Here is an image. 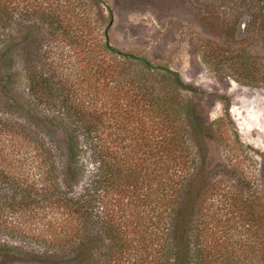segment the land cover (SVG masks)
<instances>
[{"label": "trees", "instance_id": "1", "mask_svg": "<svg viewBox=\"0 0 264 264\" xmlns=\"http://www.w3.org/2000/svg\"><path fill=\"white\" fill-rule=\"evenodd\" d=\"M73 3L0 0V231L26 232L8 224L18 209L53 229L26 232L39 249L1 242L0 256L21 264H264V236L262 249L238 250L204 232L210 172L204 156L198 164L203 137L186 133L207 127L200 105L180 92L202 91L111 45L107 31L97 39ZM252 6L243 26L264 46V0ZM245 53L234 63L253 75Z\"/></svg>", "mask_w": 264, "mask_h": 264}, {"label": "rangeland", "instance_id": "2", "mask_svg": "<svg viewBox=\"0 0 264 264\" xmlns=\"http://www.w3.org/2000/svg\"><path fill=\"white\" fill-rule=\"evenodd\" d=\"M73 1V5L79 2L76 11L89 17L91 29L86 30L97 34V39L104 41L107 31L111 45L177 71L185 83L202 91L196 95L189 90L180 92L200 105L198 120L207 127L202 129L203 135L195 136L191 130L186 133L204 139L196 144L198 164L204 156V169L210 172V187L200 210L201 219L208 223L204 232L209 239L225 240L238 250L262 249L264 46L260 35L252 37L243 26L255 11L254 0ZM205 14L213 17L204 19ZM249 38L256 41L249 45ZM238 51L254 57L256 73L249 75L235 64L242 60L233 57ZM144 126L142 137L148 132V123ZM0 137L7 135L0 132ZM35 212L10 210L8 224L26 232L41 229L50 234L53 229L48 221ZM26 232L0 231V243L39 249V242ZM0 264L21 263L0 256Z\"/></svg>", "mask_w": 264, "mask_h": 264}]
</instances>
